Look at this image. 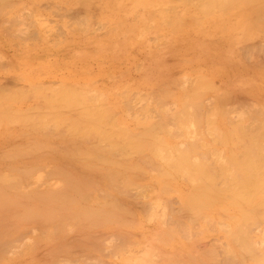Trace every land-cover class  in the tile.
<instances>
[{
	"label": "rangeland",
	"instance_id": "1",
	"mask_svg": "<svg viewBox=\"0 0 264 264\" xmlns=\"http://www.w3.org/2000/svg\"><path fill=\"white\" fill-rule=\"evenodd\" d=\"M92 108L245 177L264 140L223 139L264 121V0H0V264H264V204L196 205L174 158L78 155L54 119ZM235 141L260 156L210 153Z\"/></svg>",
	"mask_w": 264,
	"mask_h": 264
},
{
	"label": "bare ground",
	"instance_id": "2",
	"mask_svg": "<svg viewBox=\"0 0 264 264\" xmlns=\"http://www.w3.org/2000/svg\"><path fill=\"white\" fill-rule=\"evenodd\" d=\"M205 82L209 87L208 82ZM206 83L199 85V87H197L195 90L196 93H200L203 90L202 87L206 86ZM65 111L60 110L58 112V116L62 118H55L54 121L67 123V133L73 135L75 139L83 141L68 142L72 146L76 145L79 150H85V152H78V155H85L87 158H94L96 154L100 155V157H106L107 154L110 157L113 156L115 152L117 153L119 150H123V153L127 154L128 158L132 157L133 155H138V158L140 156L150 155L153 160L152 162H154L155 158H158L165 160L167 163L170 159L174 158V168L175 165L178 164L184 174L187 172L189 173L190 170L192 171L191 176H185L187 177V182H190L195 188L204 189L202 193H195L196 197H198L200 194L206 195L202 198V200H197V198L194 197L193 201L196 203V205L209 204L210 202L208 194L210 193L213 195L215 188L224 191L222 196L229 197H223V200L228 201V204H264V175L263 177H260L259 171L260 168H262L261 170L264 171V163L260 162L259 165L250 163L246 165V168L243 167L247 171L245 177L239 176L240 174L238 170H241V167H234L230 172L224 171V173H222V175L219 177V180H216L215 176L206 173L202 167V164H206V161L199 165H195L191 162V156L193 153L202 149L204 145L197 141H192L183 148H170L167 145V142L158 135L159 130L154 129L156 126L164 128V126L161 124H154V116L149 119L146 113H142L135 118L136 125L130 126L127 124L120 125L114 116L112 118V116L106 113L102 108L72 110L71 112L77 113L72 114L70 117L62 115L65 113ZM185 114L187 113L183 110L181 115ZM41 120H45V118H41ZM162 120H159L158 123L162 122ZM224 136H226L228 139L223 140H264V121H260L256 127L242 126L241 124H237V126L228 130ZM106 140L135 141L117 143L108 142ZM223 144V147H214L210 151V153L214 155L215 160H219L222 156H226V152L232 158H235L241 154H245L247 156L249 155L248 159H250V156L254 154L255 156H260V151L263 148V146L258 144V142L251 141L247 143L235 141L231 143L232 146L228 147L225 145V143ZM240 147H244V149H240ZM213 150L217 151L213 152ZM87 151L92 153H87ZM166 165L172 167L170 163ZM137 167L143 171V168L140 165ZM229 169L230 168H228L227 171ZM58 200L63 203L64 198L63 200H60L58 197ZM68 202L70 203L71 199H68ZM56 206H60V204H56ZM81 214L83 215L82 212ZM88 215L89 216H83H85L87 219L94 218L93 214L89 213ZM150 242H152L151 244H154V239ZM151 244L146 243V245ZM146 259L147 264L154 263L152 254L147 256Z\"/></svg>",
	"mask_w": 264,
	"mask_h": 264
}]
</instances>
